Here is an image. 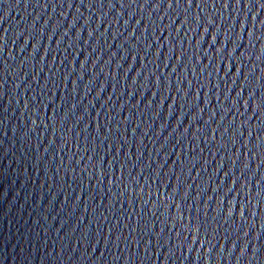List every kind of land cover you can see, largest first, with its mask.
Wrapping results in <instances>:
<instances>
[{
	"label": "water",
	"instance_id": "obj_1",
	"mask_svg": "<svg viewBox=\"0 0 264 264\" xmlns=\"http://www.w3.org/2000/svg\"><path fill=\"white\" fill-rule=\"evenodd\" d=\"M0 264H264V0H0Z\"/></svg>",
	"mask_w": 264,
	"mask_h": 264
}]
</instances>
